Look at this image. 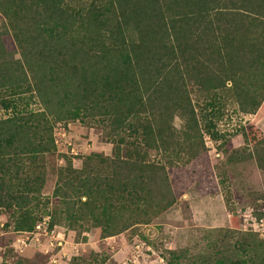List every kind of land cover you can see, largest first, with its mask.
Returning a JSON list of instances; mask_svg holds the SVG:
<instances>
[{
    "label": "trees",
    "instance_id": "16d2710c",
    "mask_svg": "<svg viewBox=\"0 0 264 264\" xmlns=\"http://www.w3.org/2000/svg\"><path fill=\"white\" fill-rule=\"evenodd\" d=\"M63 2L0 0L26 66L0 79L14 96L0 101L13 109L0 118V209L10 208L17 231H33L50 215V226L95 228L106 238L150 223L177 202L168 168L205 152V134L220 138L213 118L202 124L203 107L218 109L223 94L245 113L262 105L264 0H91L80 18L66 14ZM33 90L43 111H18L15 96ZM85 114L101 116L114 150L91 151L76 168L58 153L54 125ZM246 149L233 148L226 161L254 158L264 170V136ZM59 156L66 164L54 169L51 197L33 204L43 196L47 161ZM238 245L247 256L231 264H264V239Z\"/></svg>",
    "mask_w": 264,
    "mask_h": 264
},
{
    "label": "rangeland",
    "instance_id": "374dc122",
    "mask_svg": "<svg viewBox=\"0 0 264 264\" xmlns=\"http://www.w3.org/2000/svg\"><path fill=\"white\" fill-rule=\"evenodd\" d=\"M91 6V0H64L62 4L66 14L79 18L87 15ZM71 21L81 26L79 19ZM13 33L10 21L0 10L1 81L14 72L22 75L24 70V51ZM0 90L1 102L14 97L7 87L0 86ZM31 93L15 96L18 111H43L36 91L33 90L34 96ZM193 97L196 99L195 94ZM1 102L0 118L8 117L13 109L4 108ZM202 111L207 114L200 119L202 124L213 118L220 138L214 141L205 134V152L186 167L168 168L178 199L170 209L150 223L99 238L95 228L79 231L59 223L49 226L50 230L55 229L53 236L46 234L43 227L17 231L10 208H1L0 264L20 257L31 259L33 264H68L74 257H84L87 264H231L246 257L238 245L240 241L250 237L264 239V235L242 230L239 210L253 206L259 214L264 209V170L254 158L229 162L226 157L233 148L239 147H246L248 154L264 136V101L255 113H245L223 94L221 107L211 112L203 107ZM183 123L181 117H175L177 129ZM106 127L100 115L85 114L77 120L58 121L54 125L58 153L71 156L76 168L82 167L84 156L97 150L96 147L98 152L112 155L114 144L106 141ZM63 129L67 130L66 135H62ZM79 145L85 146L84 149ZM47 163L43 196L33 204L38 201L42 204L45 198L51 197L57 180L54 169L66 164L62 156L49 159ZM247 264H251L250 261Z\"/></svg>",
    "mask_w": 264,
    "mask_h": 264
},
{
    "label": "built area",
    "instance_id": "2783aa9c",
    "mask_svg": "<svg viewBox=\"0 0 264 264\" xmlns=\"http://www.w3.org/2000/svg\"><path fill=\"white\" fill-rule=\"evenodd\" d=\"M65 129L62 130V135H66ZM57 143V142H56ZM264 212V209L260 213ZM258 214L253 206H247L239 210V221L241 229L248 232H255L260 235H264V214ZM50 215L43 217V219L37 223L36 227H43L46 234L54 235L55 229H49Z\"/></svg>",
    "mask_w": 264,
    "mask_h": 264
},
{
    "label": "crops",
    "instance_id": "0c3cea01",
    "mask_svg": "<svg viewBox=\"0 0 264 264\" xmlns=\"http://www.w3.org/2000/svg\"><path fill=\"white\" fill-rule=\"evenodd\" d=\"M72 133H73V132H72ZM71 136H72V135H71V132H70V137H71ZM79 147L82 148V149H84L85 146H83V145H79ZM96 148H97V150H96V149H94V150H95V151H98L99 148H98V147H96Z\"/></svg>",
    "mask_w": 264,
    "mask_h": 264
}]
</instances>
